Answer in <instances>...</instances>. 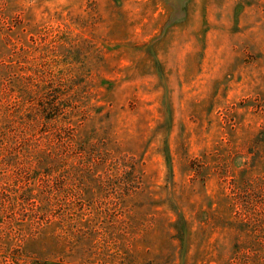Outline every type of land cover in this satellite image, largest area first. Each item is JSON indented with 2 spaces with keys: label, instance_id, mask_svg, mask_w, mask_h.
Returning <instances> with one entry per match:
<instances>
[{
  "label": "rangeland",
  "instance_id": "rangeland-1",
  "mask_svg": "<svg viewBox=\"0 0 264 264\" xmlns=\"http://www.w3.org/2000/svg\"><path fill=\"white\" fill-rule=\"evenodd\" d=\"M0 264H264V0H0Z\"/></svg>",
  "mask_w": 264,
  "mask_h": 264
}]
</instances>
